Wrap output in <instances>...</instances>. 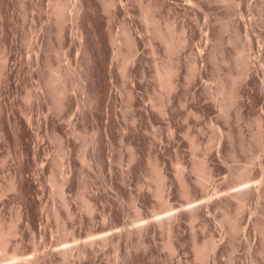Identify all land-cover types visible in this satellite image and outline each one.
Instances as JSON below:
<instances>
[{"label": "rangeland", "instance_id": "rangeland-1", "mask_svg": "<svg viewBox=\"0 0 264 264\" xmlns=\"http://www.w3.org/2000/svg\"><path fill=\"white\" fill-rule=\"evenodd\" d=\"M56 2L0 0V264H264V0Z\"/></svg>", "mask_w": 264, "mask_h": 264}, {"label": "bare ground", "instance_id": "bare-ground-1", "mask_svg": "<svg viewBox=\"0 0 264 264\" xmlns=\"http://www.w3.org/2000/svg\"><path fill=\"white\" fill-rule=\"evenodd\" d=\"M57 2L55 3L56 4V7H57V12L59 13V14H62V15H65V13L67 12L66 10L67 9H69L68 7H67V5L69 4V3H67L66 2V0H56ZM80 10V9H79ZM65 18V17H64ZM131 41H133V40H131ZM168 72V71H167ZM169 73H171V72H169ZM168 73V74H169ZM168 74H166V75H168ZM168 77H171V75L169 76L168 75ZM168 79H170V78H168ZM168 79H167V81H168ZM170 81H168V83H169ZM173 82V81H172ZM172 82L171 83H169V84H171L172 85ZM174 84V83H173ZM163 176V175H162ZM204 183V182H203ZM201 251L202 250H200V254H202L201 253ZM205 251V250H204ZM206 253V252H205ZM205 255V254H204Z\"/></svg>", "mask_w": 264, "mask_h": 264}]
</instances>
